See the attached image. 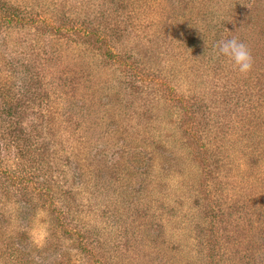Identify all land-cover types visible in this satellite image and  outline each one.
Here are the masks:
<instances>
[{
  "label": "rangeland",
  "instance_id": "obj_1",
  "mask_svg": "<svg viewBox=\"0 0 264 264\" xmlns=\"http://www.w3.org/2000/svg\"><path fill=\"white\" fill-rule=\"evenodd\" d=\"M5 1L0 264H264V0ZM211 12L246 74L186 43Z\"/></svg>",
  "mask_w": 264,
  "mask_h": 264
},
{
  "label": "trees",
  "instance_id": "obj_2",
  "mask_svg": "<svg viewBox=\"0 0 264 264\" xmlns=\"http://www.w3.org/2000/svg\"><path fill=\"white\" fill-rule=\"evenodd\" d=\"M251 2H253V0ZM22 10L23 9H20L15 4L8 3L5 0H0V24L5 23V22H9V23H25V21L26 22L27 21L32 22V20L34 19L33 15L31 14L32 12H27V11H22ZM211 13L214 16V13L213 12H211ZM26 14H28V16H25ZM58 14H61V16L58 17V19L61 18V20H62V21L58 20L60 22V24H58V25L56 24V26H55L54 23L51 24L50 22L45 21V22H43L42 29H45L47 31L50 30L52 33L55 30L58 32V34H64L66 30L72 29L74 32L72 34H69V36H71L73 40H74L75 35H79L80 37H84V39L86 41L91 39L92 37H95L94 40L91 39V41L95 44V46L100 47L101 45L100 44L98 45L99 42H101L102 45L108 44V46H111V43H108L106 41L107 36L104 33H101L100 31L96 32V31L89 30L90 29V26H89L90 22L87 20L85 21V18H82V20H79V22H76L75 20L64 18L62 16V12H59ZM225 16L226 15H224V17ZM214 17L215 18L212 20V22L205 23L206 25H208L207 27L205 26V33L199 32L198 30H194V29L193 30L192 29H186V34L184 36L186 39V43H188L189 45H191L193 47H195L196 45H199L200 43H202L203 46H206V44H208V46L213 47L219 40L222 39L223 36H225V37L227 36L226 31L228 29H231L234 25H238L237 23L241 20V18H243V16L241 15V17L239 18L240 20H237L235 22V21H233L232 18H228V17H226V18L230 19V20H225L223 16H222L223 19L222 18L219 19L218 16H214ZM247 22H249V21H247ZM247 22H245V23H247ZM76 23H80L81 27H78L76 29V27H75ZM68 27H75V28H68ZM188 28H190V26ZM81 29H82V31H85L84 32L85 34L83 32L82 33L79 32V30H81ZM82 34H83V36H82ZM108 34L110 35V33H108ZM222 34H223V36H222ZM112 35H115V33L111 34L110 38L112 37ZM100 37H103V39H101ZM104 42H106V43H104ZM127 68L130 70L133 69L132 65H129V67H127ZM148 73L151 74L152 72L149 71ZM155 75L156 76L158 75L157 72ZM4 101H6V100L4 99ZM4 101H2V103ZM6 108L8 109V107H6ZM6 108L4 110H2V112H6L7 111ZM15 148H16V152L18 155L23 154L22 151L27 150L26 142H21V139L18 140L15 143Z\"/></svg>",
  "mask_w": 264,
  "mask_h": 264
},
{
  "label": "clouds",
  "instance_id": "obj_3",
  "mask_svg": "<svg viewBox=\"0 0 264 264\" xmlns=\"http://www.w3.org/2000/svg\"><path fill=\"white\" fill-rule=\"evenodd\" d=\"M217 54L228 57L233 66L241 73L246 74L252 67V54L247 45L236 36H226L214 46Z\"/></svg>",
  "mask_w": 264,
  "mask_h": 264
}]
</instances>
